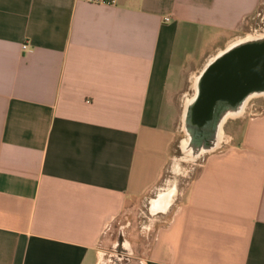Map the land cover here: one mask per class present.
I'll return each mask as SVG.
<instances>
[{"label": "crops", "instance_id": "0c3cea01", "mask_svg": "<svg viewBox=\"0 0 264 264\" xmlns=\"http://www.w3.org/2000/svg\"><path fill=\"white\" fill-rule=\"evenodd\" d=\"M260 3L0 0V264H131L139 203L137 264H264V104L165 180L177 94Z\"/></svg>", "mask_w": 264, "mask_h": 264}, {"label": "water", "instance_id": "95a60500", "mask_svg": "<svg viewBox=\"0 0 264 264\" xmlns=\"http://www.w3.org/2000/svg\"><path fill=\"white\" fill-rule=\"evenodd\" d=\"M250 94H264V33L230 44L195 79L181 116L187 155L198 157L216 149L219 128L228 115L243 110Z\"/></svg>", "mask_w": 264, "mask_h": 264}, {"label": "rangeland", "instance_id": "374dc122", "mask_svg": "<svg viewBox=\"0 0 264 264\" xmlns=\"http://www.w3.org/2000/svg\"><path fill=\"white\" fill-rule=\"evenodd\" d=\"M264 33V3H260L257 7L255 13L243 24L241 30L236 35L235 39L232 41V43L238 41V40H244L246 38L251 37H258L263 35ZM231 43V44H232ZM183 91L179 92L175 98L174 101V107H173V118L170 122L171 126L175 130V137L173 139V143L170 150L169 160L167 162V168L165 172V180L167 182V186L171 187L172 185H175L177 188H183L186 186L188 182L194 178V176L197 174V172L200 169V165L202 164V161L204 159V156L207 154L202 153L198 157H190L186 154V152L183 150L182 144L188 143V136L185 133V130L182 126V110L183 107L188 101V99L193 94L190 89H182ZM185 92H188L189 95L185 96ZM253 103V106L248 104L246 106V111L249 112L251 115L258 113L257 111V104L262 105L264 104V96L258 97L256 99H253L251 101ZM258 105V108H259ZM249 115V116H251ZM230 121L226 122L224 126V130H222V136L219 141V145H221L222 141L225 139L224 134H228L229 132H234V129L232 128V124H229ZM149 209L146 204L139 203L135 205L131 209L130 216L126 222L122 221V228L120 231L125 229L127 236L129 239L133 242V250L131 253L132 257L127 258L128 261L131 264H137L139 262V259L143 258L145 256L146 248L140 247V244H145L146 246L149 244V239L151 238L152 231L151 230H144L142 229L143 226L146 224L149 225L148 222L149 218ZM118 230L117 227H115V231ZM146 236V237H145ZM142 252V253H140Z\"/></svg>", "mask_w": 264, "mask_h": 264}, {"label": "flooded vegetation", "instance_id": "af4514ba", "mask_svg": "<svg viewBox=\"0 0 264 264\" xmlns=\"http://www.w3.org/2000/svg\"><path fill=\"white\" fill-rule=\"evenodd\" d=\"M239 41V40H238ZM263 97L264 96V94L263 95H256V94H250V95H248L244 100H243V110L246 108V106L248 105V104H250L251 106H253V103H251V101L253 100V99H256V98H258V97ZM242 110V111H243ZM242 111L239 113V114H236V115H233V114H230V115H228L229 117H227V119L225 120V122H224V124L226 123V122H228V121H230V120H232V119H234V118H236L237 116H239L241 113H242ZM224 124H223V126H224ZM223 126H222V128L220 129L219 128V131H218V135H217V137H218V140L220 141V138H221V136H222V129H223ZM186 143V142H185ZM185 143H183L182 144V146H183V150L186 152V154H187V151L185 150V147H186V144ZM206 153H208V152H206ZM150 210H151V212L153 211V206L151 205L150 206Z\"/></svg>", "mask_w": 264, "mask_h": 264}, {"label": "built area", "instance_id": "2783aa9c", "mask_svg": "<svg viewBox=\"0 0 264 264\" xmlns=\"http://www.w3.org/2000/svg\"><path fill=\"white\" fill-rule=\"evenodd\" d=\"M75 1H81V2L94 4V5H107V6L114 5L117 2V0H75ZM169 20H170L169 17L164 18L165 22H168ZM27 47H28L27 44H23L21 48L25 50L27 49Z\"/></svg>", "mask_w": 264, "mask_h": 264}]
</instances>
